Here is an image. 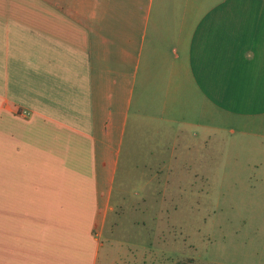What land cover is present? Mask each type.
<instances>
[{"label": "crops", "instance_id": "0c3cea01", "mask_svg": "<svg viewBox=\"0 0 264 264\" xmlns=\"http://www.w3.org/2000/svg\"><path fill=\"white\" fill-rule=\"evenodd\" d=\"M225 115L264 120V0H0V264L100 231L125 147L174 166Z\"/></svg>", "mask_w": 264, "mask_h": 264}, {"label": "rangeland", "instance_id": "374dc122", "mask_svg": "<svg viewBox=\"0 0 264 264\" xmlns=\"http://www.w3.org/2000/svg\"><path fill=\"white\" fill-rule=\"evenodd\" d=\"M200 138H175L174 166L125 147L104 226L65 233L40 264H264L263 118L225 115Z\"/></svg>", "mask_w": 264, "mask_h": 264}]
</instances>
